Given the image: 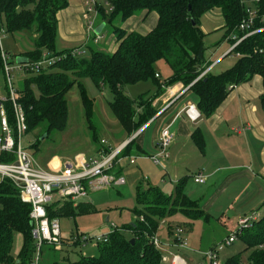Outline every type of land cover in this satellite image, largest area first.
I'll return each instance as SVG.
<instances>
[{"label": "trees", "instance_id": "16d2710c", "mask_svg": "<svg viewBox=\"0 0 264 264\" xmlns=\"http://www.w3.org/2000/svg\"><path fill=\"white\" fill-rule=\"evenodd\" d=\"M252 1L260 11L264 10V0ZM95 2L96 13L101 20L114 25L112 30L118 45L113 52L104 51L97 45H88L85 50H88L89 56L85 57L82 48L76 53L74 48L57 47L56 13L68 6L67 0H0V29L10 33L14 42L17 38L15 35L22 36L28 32L27 40L32 46L31 49L11 54L2 50L0 45L2 73L1 52L6 55L7 62L12 64L16 63L15 59L19 56L27 60L23 63L28 68L24 71L27 74L21 87L16 89L26 132L42 124L45 125L47 135L52 131H64L68 124L67 93L76 86L89 139L96 150H100L99 127L94 121V98L88 96L81 81L84 78H89L99 91L107 87L112 95L108 105L127 137L157 113V109L152 106L155 97L161 95L165 87L178 82L184 87L189 86L197 97L196 107L200 117L208 118L231 87L259 75L263 86L259 104L264 112V30L248 35L229 51L228 54L233 53L237 57L229 68L216 74L207 71L196 79L211 64L204 58L206 34L201 28V17L210 10L218 9L223 19L221 40L231 45L236 40L232 36L238 38L244 34L238 30L239 23L246 17L241 0H109L107 6L104 2ZM144 10L155 12L158 16L150 32L141 35L137 32L126 33L119 28L120 22ZM261 24L256 21L253 28ZM48 59L53 61L46 62L38 69L34 68L35 63ZM160 59L172 71L162 82L155 76L154 70V64ZM142 81L154 84V94L147 96V93H141L131 99L124 87ZM3 105L14 138L17 139L12 103L6 100ZM191 136L203 152L204 139L201 132L195 130ZM32 147L37 150L38 142ZM105 150H108L107 147ZM134 151L139 152L141 149L132 139L121 154L130 155ZM14 160V153L0 152V163H11ZM188 178H181L169 195L156 186L147 185L144 188L139 183L137 200L142 203V208L134 210L135 219L112 230L106 241L97 242L95 254L82 256L68 264H162V254L152 244L160 221L178 213L191 220L202 218L208 221L210 217L197 200L190 199L184 193ZM72 205L71 202L61 206L51 204L48 206V216L75 217L96 210L87 202ZM30 209L29 204L21 201L14 183L0 175V264H31L34 240L31 235ZM124 232H128L129 236ZM16 233L22 236L17 262L12 256L13 237ZM238 236L245 244L244 251H248L247 263L244 264H264V248L259 247L264 245V215L251 221ZM131 239H134L133 243ZM80 242L78 239L71 244L80 245ZM50 249L53 252L52 246ZM44 264L56 262L48 261ZM224 264H241V253L229 257Z\"/></svg>", "mask_w": 264, "mask_h": 264}, {"label": "rangeland", "instance_id": "374dc122", "mask_svg": "<svg viewBox=\"0 0 264 264\" xmlns=\"http://www.w3.org/2000/svg\"><path fill=\"white\" fill-rule=\"evenodd\" d=\"M96 1L100 4L103 3L101 0ZM95 19L96 17L94 14H90V16L85 18V21L92 22V31H94L95 28L93 22L94 24L97 23V20L95 22ZM99 20H101V18ZM200 22L201 28L206 34L204 37V58L206 61L212 62L216 59L215 57L219 52L230 46V44L228 45V43L224 42L220 51L215 53L216 49L214 47V41L217 39L219 40L222 36L220 31H215V28L223 25V19L219 10L213 9L205 13L201 17ZM113 26L114 25L105 22L104 29L99 34L101 39V42L99 43H101L102 46H104L103 43H105V38L112 34ZM24 34V36L15 35V38H17L14 42L12 35L3 30L0 33L1 48L7 49L9 53L13 54L18 48L28 47V45H30V42L27 40L29 33L25 32ZM99 46L100 44L97 47L100 48ZM100 49L106 50L105 47ZM82 55L88 57V50H85ZM236 59L237 57L231 53L219 64L211 66L210 69H212V72L215 74L219 73L224 66L228 65L229 67L233 65L236 62ZM154 70L157 74L161 75L162 79L166 78L170 73L169 66L162 59L154 64ZM12 74L13 88L19 89L21 87L22 80L27 73L23 70H14L12 71ZM81 81L83 82L89 97L96 99L100 97L106 100V102L112 99V95L107 87H103L102 90L99 91L89 78H84ZM150 83L152 82L148 81V83L141 82L135 85H127L124 87V90L126 94L129 92V96L135 99L138 94L147 90L146 87H148ZM151 87H153V85ZM154 90L152 89L151 93H153ZM7 93L8 88L6 86V79L4 74L0 71V97L6 96ZM66 98L68 101V124L64 131H52L47 135L44 129L45 125L42 124L36 129L24 133L20 138L21 147L27 152H30L38 165L43 168L48 167V164L53 159L54 155L71 157L77 152L90 153V149L94 146L89 139V133L86 128L82 112L78 88L74 86L67 93ZM100 118V113L96 109L94 121L98 126H100ZM99 130L100 128H98V132L100 133ZM99 138L101 139L102 137L99 136ZM36 141L38 142L37 150L32 147ZM151 154L153 153H150L149 155ZM136 155L139 156V158L135 160L136 164H129L126 159L120 163V167L122 168L121 173L125 178L124 185H113L108 189L97 190L89 193L90 195L86 198L85 202L93 205L96 209L95 212L76 215L75 217H59L61 235L63 237L61 248L58 249L53 247L54 250L52 252L50 245L43 244L39 264H44L48 261L56 262V264H68V262L78 260L82 256L95 254L96 243L94 240H91L88 243L80 242V245L71 243L79 239L77 235L85 234L89 236H97L101 234H108L112 230L119 229L121 226L135 219L136 215L134 210L142 208V203L137 200V186L139 183L144 188L147 185L156 186L166 195L172 193L175 181L177 180L174 176L179 175L180 177L183 173L174 175L172 166H170L168 161L165 168H161L160 166L154 165L150 160H144L142 158L143 154ZM178 166V169L182 171L184 164H179ZM227 174H229V172L221 171L215 176V180L213 182H208L204 185L194 184L191 178H188L184 185V193L190 199L199 200L198 204L201 205L203 201L197 197L202 194L204 187L205 191L203 192V196L206 201L208 194L214 191V189L218 186V183L223 180ZM144 176L147 177L146 181L144 180ZM184 177L187 176H182L180 179ZM180 179H178L177 182ZM225 189L226 192L223 193V195H219L220 198L218 202L213 204L214 207L210 210V217L208 221H204L202 218L191 220L179 213L173 216H168L160 221L156 237L165 248L166 252H164V254L167 257L166 260H162V264H171L172 254H178L185 260L186 264H208L205 259V254L214 246L220 244V242H222L231 233V231L235 229H231L234 224H236V216L233 212L242 208V199L245 197L243 194L241 199L235 202L231 196L233 193V191H231L232 186L228 184L227 186H224V190ZM260 197L261 195L256 193L253 198L255 205L254 214L258 212L259 215H262L264 213V198L261 199ZM64 203L65 201H63L60 206ZM229 204L232 205L231 208H229ZM250 204H252V202L248 203L245 207ZM246 212H248L246 214L247 218L249 215H252L249 213L251 211L247 210ZM224 213L225 215L223 216L225 217H221V214ZM169 228L174 230L178 228L183 229L184 233L182 238L183 240H186L187 243L189 242L187 249L178 250V252L170 251L171 246L174 244V240L173 238H168L170 231ZM124 234L129 236L128 232H124ZM21 245L22 236L20 233H16L13 237L12 245V256L15 262L18 261V253ZM165 245L172 253L167 252ZM244 248L245 244L241 238L237 236L236 240L231 245L223 248L219 252L220 261L224 264L227 258L241 253V264L247 263L248 251H244Z\"/></svg>", "mask_w": 264, "mask_h": 264}, {"label": "crops", "instance_id": "0c3cea01", "mask_svg": "<svg viewBox=\"0 0 264 264\" xmlns=\"http://www.w3.org/2000/svg\"><path fill=\"white\" fill-rule=\"evenodd\" d=\"M67 1L68 6L56 13L57 47L59 49L82 48L85 50L88 45L98 46L100 44V48L105 47V51L113 52L118 45V40L113 32L105 38V43H103L104 46L99 43L101 39L97 42L93 41L92 32L95 33V29L99 25H102V23L103 26L101 31L105 26V22L99 20V15L96 12L86 13L87 5L85 4V0ZM90 14H94L96 17L95 22L97 20L96 24L93 22L95 26L94 31H92L93 27L91 30L88 28L89 23L92 24V22L90 20V22L85 21V18L90 16ZM157 18L158 16L155 12H147L144 10L120 22L119 28L126 33L137 32L141 35H145L155 27ZM215 31H220L221 35L223 34V30L220 27H216ZM23 35L25 34L23 33ZM221 37L219 40L217 39L214 41L215 53L220 51L224 42L228 43L226 40H221ZM229 47L219 52L215 57L216 59L210 62L211 64L209 67L222 62V60L229 55ZM31 48L32 46L28 45L26 48H18L16 52H23ZM4 50L8 51L6 49ZM227 67L228 65L224 66L220 72L227 69ZM209 71L213 73L210 68ZM169 72L168 76L164 79H167L171 75V69ZM164 79L158 74V80L160 82ZM142 82L148 83V81ZM152 85L153 87H151ZM146 89L147 90L142 93H147V96H151L154 94V89L156 88L153 83H150ZM152 89L154 90L153 93H151ZM262 92V79L259 75H254L250 80L231 87L227 96L208 118L200 117L196 121H191L185 114V108L188 104H194L196 107V95L191 89H186V86L184 87L180 82L167 86L164 92L155 97L152 101V106L157 109V113L144 125V129L140 135L134 139L135 144L139 146L141 151H134L130 155H135L137 159L139 156L136 154H143L142 158L144 160H149L148 156L155 150V144L161 128L168 126L173 133V141L168 148L169 156L167 161L170 166H172L174 175L183 173L182 176H189L194 184L204 185L208 182H213L215 176L219 174V172H229V174L218 183L214 191L208 194L206 201L203 196V192L205 191L204 187L202 194L197 197L203 201L199 206L210 214V210L214 207L213 204H216L220 198L219 195H223V193L226 192L224 186L230 184V186H232L231 191H233L231 196L235 202L239 201L243 194L245 195L241 203L242 208L233 212L236 216V224H234L231 229L233 230L237 227L240 218L247 217V210L251 211L249 213L259 218L264 213L262 215H259L258 212L254 214L255 205L253 198L256 193L261 195V199L264 198V112L259 104V96ZM127 95L129 96V92H127ZM5 97L6 96H1L0 100ZM96 109L101 117L100 126H98L100 128L99 136L106 140L110 148H114L125 140L127 136L119 125L117 118L112 113L106 100L100 97H98V99L94 98V112H96ZM195 130H199L204 139L203 152H201L193 142L191 135ZM90 150V153L77 152L71 157L54 155L48 165L52 164L59 166L61 161L73 159L77 154L91 157L96 155L101 149L96 150L93 146ZM125 159L126 158L123 160ZM126 160L128 161V159ZM166 163L164 167L161 168H165ZM179 164H184L182 171L178 169ZM120 166L119 164L115 171L116 173L119 171V174L123 176ZM196 174L202 175L205 181L203 183L195 182L194 176ZM174 177L177 180L180 179L179 175H175ZM144 180H147L146 176H144ZM251 202L252 204L245 207ZM231 207L232 205L229 204V208ZM223 215H225V213L221 214V217H225ZM169 230L168 238H173L174 240L176 229L169 228ZM183 233L184 231L181 236H183ZM188 243L184 248L173 244L170 251L178 252V250H185L188 248ZM165 247L167 252H170L166 245Z\"/></svg>", "mask_w": 264, "mask_h": 264}, {"label": "built area", "instance_id": "2783aa9c", "mask_svg": "<svg viewBox=\"0 0 264 264\" xmlns=\"http://www.w3.org/2000/svg\"><path fill=\"white\" fill-rule=\"evenodd\" d=\"M245 6L246 17L238 25V30L244 34L236 39L230 45L231 51L238 43H240L248 35L264 30V10L260 11L252 0H241ZM104 5L109 4V0H103ZM95 0H85L87 5L86 12H96ZM262 23L259 27L253 28L255 22ZM89 30L92 29V24L88 25ZM3 30L0 29V33ZM100 39L99 33H93V41L97 42ZM1 45V44H0ZM2 49V48H1ZM3 50V49H2ZM75 49L74 52H78ZM228 51V52H229ZM3 60V74L6 79V86L8 88V96L0 100V152H9L15 154V160L11 163H0V175L8 177L19 190V197L22 202L30 205L29 218L32 224L31 235L34 240V255L31 264H39L42 253L43 244H48L54 248H61L63 237L61 235L60 221L58 217L48 216V206L56 204L57 206L65 201L71 202L73 205L85 202L90 192L97 190H105L111 186H121L125 184V178L116 173L117 166L126 158L129 164H135V155H122L124 147L132 140L137 138L144 129L145 123L119 145L110 148L105 139L101 138L100 142L102 148L98 153L91 157H86L83 154H77L73 159H66L61 161L59 166L48 165L43 168L38 165L30 152H27L20 145V138L26 132V124L21 105L19 104L16 89L13 88V74L14 70H27L25 64L9 63L6 55L1 52ZM53 59L42 60L34 64V68L38 69L46 62L50 63ZM208 67L203 70L196 78H200L207 71ZM158 77V74H155ZM195 79V80H196ZM194 80V81H195ZM189 86H186V89ZM9 100L12 103V108L15 118V129L17 139L14 138L12 128L8 122L7 114L3 102ZM185 114L191 121H196L200 118V113L194 104H188L185 108ZM173 141V133L168 126L161 128L158 139L155 144L153 154L149 155V160L157 166L163 167L168 159V148ZM107 147V151L105 148ZM194 181L203 183L205 178L196 174ZM256 215H251L248 218L243 217L238 220L237 227L220 244L214 246L205 254V259L208 264H222L220 261L219 252L231 245L241 230L253 220H256ZM183 230L176 229L174 244L178 247L184 248L187 243L182 238ZM109 234V233H108ZM108 234H101L97 236L77 235L79 240L83 243H88L94 240L95 243L106 241ZM152 244L162 254V260H166L164 252L165 248L156 236L152 239ZM264 248V245H260ZM171 264H186L185 260L178 254H172Z\"/></svg>", "mask_w": 264, "mask_h": 264}, {"label": "water", "instance_id": "95a60500", "mask_svg": "<svg viewBox=\"0 0 264 264\" xmlns=\"http://www.w3.org/2000/svg\"><path fill=\"white\" fill-rule=\"evenodd\" d=\"M102 26H103V24L102 25H99L96 29H95V33L96 34H98V33H100V31H101V29H102ZM27 60H26V58H24V57H16V59H15V62L16 63H19V64H23V63H25ZM130 242L131 243H133L134 242V239H131L130 240Z\"/></svg>", "mask_w": 264, "mask_h": 264}]
</instances>
